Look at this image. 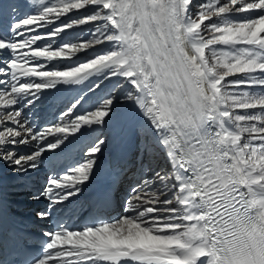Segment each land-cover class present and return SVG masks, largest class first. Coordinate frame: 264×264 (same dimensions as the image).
Wrapping results in <instances>:
<instances>
[{
    "label": "snow or ice",
    "instance_id": "6c2138e0",
    "mask_svg": "<svg viewBox=\"0 0 264 264\" xmlns=\"http://www.w3.org/2000/svg\"><path fill=\"white\" fill-rule=\"evenodd\" d=\"M7 8L6 22L0 0V160L26 173L46 153L57 158L33 199L62 205L94 176L119 99L98 93L113 78L142 113L149 151L171 163L131 188L123 215L97 213L47 233L36 264H264V0H18ZM57 60L73 63L48 67ZM85 82L91 95L55 122L29 119L41 93Z\"/></svg>",
    "mask_w": 264,
    "mask_h": 264
},
{
    "label": "bare ground",
    "instance_id": "6f19581e",
    "mask_svg": "<svg viewBox=\"0 0 264 264\" xmlns=\"http://www.w3.org/2000/svg\"><path fill=\"white\" fill-rule=\"evenodd\" d=\"M16 1L18 2V0ZM2 2L5 4V12L3 19L7 22L9 20V12L7 5H10L11 2L10 0H2ZM17 15H19V12L17 13ZM17 15L13 14L11 19L14 20L18 18ZM85 27H91V25H86ZM72 31L74 33H79L81 29L74 28ZM69 38L71 39L72 37ZM41 43H43V41ZM71 63L73 62L57 60L49 63L48 67L52 68L53 66H55L57 68H62L68 66ZM56 87V89L54 88L55 90H47L46 96L49 97L47 101L52 102L54 99H56V97L62 98V100H64L70 94H74V97L81 95L87 97L91 95L87 91V82H85V84L80 85L70 83H59L56 85ZM104 87V91L99 92L98 95L103 96L105 92L109 90H115L114 96L118 95L119 99L114 101V111L111 114V117L108 121V126L105 129L104 133V138L106 139L107 146L104 148L102 154L99 157L98 167L95 170V173L101 167L106 166L109 161H111L117 167H120V164L125 155V151L128 152L130 149L133 150L135 146H138V150L136 151V153H138V151L140 150V159L143 161L142 164H145L143 165L144 167L142 168V170L137 173L138 176L134 178V180L133 178H129L131 175V170H127V174L125 175L124 183L121 187L120 192L122 196L129 193L131 191V189L129 190V186L137 185L140 181V178H150L154 174L155 170L157 171L160 169H171V163L169 162L165 154L158 148H156V151L158 153H156V151L154 150H152L151 152L149 151L151 143L148 138L142 134V131L140 130V122L142 121L143 116L139 108L137 107L135 100L132 98H126V96L122 94V92H120L115 78H113V81L111 83L105 82ZM127 87L130 88V86ZM90 104L91 101L85 106L90 107ZM34 113L35 111L31 114ZM29 119L31 120V116L29 117ZM137 137L139 138L140 143L135 141ZM19 151L30 152L31 145L21 146ZM45 157L46 160H48L52 156L46 153ZM130 168L132 169V166H130ZM49 173L52 174L53 169H50L47 164H41L37 169H30L26 173H21L16 171L15 165L11 161L0 160V181L3 184V193L6 201L10 204L20 202V204H22L20 206H23V213L28 212V216H31L30 210L33 209V206H28L27 203L30 201V198L31 196H33V193H37L38 191L43 190L41 180L45 179V176ZM134 181H136V184L133 183ZM83 188L80 192V195H82L83 193ZM24 199L29 200H26L25 202ZM71 199L72 198L65 202H70Z\"/></svg>",
    "mask_w": 264,
    "mask_h": 264
},
{
    "label": "rangeland",
    "instance_id": "374dc122",
    "mask_svg": "<svg viewBox=\"0 0 264 264\" xmlns=\"http://www.w3.org/2000/svg\"><path fill=\"white\" fill-rule=\"evenodd\" d=\"M65 62H67V61H65ZM56 88H57V87H55V89H56ZM52 89H54V88H52ZM55 89H54V90H55ZM50 90H51V89H48V91H50ZM46 92H47V90H46L45 92L41 93L40 96H41L42 98H44V96L46 95ZM69 96H70V95H69ZM69 96H68V97H69ZM68 97H67V98H68ZM42 98H41V99H42ZM67 98H66V99H67ZM73 98H76V97H73ZM66 99L62 100V98H61V100H62L63 102H64ZM70 106H71V103L69 104L68 107H70ZM66 108H67V107H66ZM65 110H66V109H65ZM103 138H104V137H103ZM137 138H138V137H137ZM137 138L135 139V141L139 142V138H138V139H137ZM139 143H140V142H139ZM135 148L138 150V146H135L133 149H135ZM137 150H136V151H137ZM153 150L156 151V148H154ZM19 152H20L19 154H21V155H26V154H25L26 151H19ZM23 153H24V154H23ZM140 153H141V152H140V150H139L138 153H137V156L135 157V163H139V160H138V159L140 158ZM156 153H158V152L156 151ZM142 163H143V162H142ZM134 165H136V164H134ZM143 165H145V164H141V169H140L139 171L142 170V168L144 167ZM130 170H131V169H130ZM155 171H156V170H155ZM138 173H139V172H138ZM137 176H138V174L135 175L134 178H136Z\"/></svg>",
    "mask_w": 264,
    "mask_h": 264
}]
</instances>
